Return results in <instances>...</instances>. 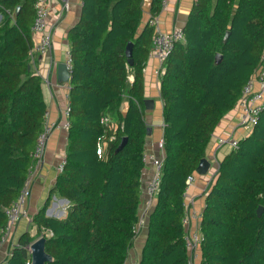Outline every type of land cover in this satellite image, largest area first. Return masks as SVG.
<instances>
[{"label": "trees", "instance_id": "16d2710c", "mask_svg": "<svg viewBox=\"0 0 264 264\" xmlns=\"http://www.w3.org/2000/svg\"><path fill=\"white\" fill-rule=\"evenodd\" d=\"M35 2L0 0V241L5 209L35 165L47 112L42 77L31 69L29 56ZM143 2L83 0L80 19L69 30L66 164L52 193L66 198L70 208L61 218L46 216L45 208L33 217L38 237L47 238L46 251L53 257L48 264H126L133 247L146 169L144 66L154 35L149 23L140 29ZM160 10L161 0H152V16ZM183 30L185 41L163 64L165 159L138 264H191L183 224L187 180L206 157L221 119L261 69L264 0H197ZM130 42L133 64L126 55ZM105 115L114 120L112 126L102 123ZM104 135L108 142L100 156L97 145ZM124 136L128 140L118 151ZM260 206L264 208V110L253 130L220 162L207 191L199 264H264ZM46 230L52 234H43ZM34 240L23 234L7 264H27Z\"/></svg>", "mask_w": 264, "mask_h": 264}, {"label": "crops", "instance_id": "0c3cea01", "mask_svg": "<svg viewBox=\"0 0 264 264\" xmlns=\"http://www.w3.org/2000/svg\"><path fill=\"white\" fill-rule=\"evenodd\" d=\"M194 0H170L166 9L159 12V27L164 32H172L186 26L189 16L195 5ZM152 0H144V16L141 23V30L144 29L151 12ZM83 0H70V8L60 15L63 4L62 0L49 1L48 23L52 33V47L46 53L36 54L31 63L34 73L42 77L43 93L47 104L48 120L55 124V129L49 137L44 159L38 167L33 178L31 195L26 205L25 214L19 219L10 234L7 242L0 247V261L9 257L12 249L18 244L20 237L29 233L32 238H38L39 231L33 223L34 215L42 208L46 209V216L61 218L64 217L70 208V202L58 193H52L59 172L57 166L66 157L68 144V129L64 127L66 122L65 109L69 105L70 81L62 82L58 76V64L68 62L70 43L68 40L69 30L76 25L81 16ZM164 65L156 57H148L144 66V97L152 102L144 104V114L147 125L152 127L150 135L146 138V150L159 154L158 142L163 139V99L161 97V77L164 72ZM133 79V75H131ZM256 89L260 88L257 81ZM128 101H124L122 111L125 112ZM239 118V109L235 107L228 112L220 121L212 134V139L206 150V157L211 161L208 172L204 175L195 173V180L185 195V203L202 212L205 206L207 191L214 181L220 162L232 150L229 145L217 147V137L229 136L236 127ZM247 135L243 129H236L234 136L239 139ZM145 150V151H146ZM153 170L146 167L142 174V194L139 207V226L136 232L133 247L130 249L126 264L139 262L143 247L148 235L149 216L154 204L147 213L144 198L145 186L150 179ZM196 228V223L191 222L188 226L190 231ZM192 264V262H191ZM194 264H199L198 259Z\"/></svg>", "mask_w": 264, "mask_h": 264}, {"label": "built area", "instance_id": "2783aa9c", "mask_svg": "<svg viewBox=\"0 0 264 264\" xmlns=\"http://www.w3.org/2000/svg\"><path fill=\"white\" fill-rule=\"evenodd\" d=\"M49 1L50 0H36L35 2V16L32 24V37H33V47L30 50L29 56L30 61H33L36 54L46 53L52 47V33L51 27L48 23V13H49ZM197 1V0H194ZM170 0H161V9H166L169 5ZM63 8L60 13L62 15L64 11L70 8V0H62ZM159 14L149 18L148 22L152 27H154V35L152 48L150 50V57H156L160 63L163 65L164 62L170 57L175 46L179 42L185 41V32L182 28L176 29L172 32H164L159 27ZM69 60L67 63L68 68L71 70V58L70 51L68 52ZM130 81L133 79L130 76ZM260 83V88L256 89V82ZM237 109H239V118L236 127L232 133L227 137H217L216 144L217 147H222L224 145H229L231 149L236 148L238 145V139L234 136L235 130L240 128L250 133L254 126L258 123L260 114L264 110V55L262 58L260 71L250 78L244 85L242 90V95L238 101ZM66 122L64 123L65 128H69V115L70 106L68 105L65 109ZM102 123L105 125L111 124L114 121L110 115H105L102 117ZM113 124V123H112ZM112 124L110 126H112ZM55 129V124L48 120V112L45 113V122L43 129L38 135L37 143L34 151V158L36 160L35 165L31 168L29 175L18 193L16 199L11 203L9 207L5 209L7 216V222L5 227L2 228L1 234L2 238L0 241V247L4 245L10 234L12 233L15 225L19 219L25 214L26 205L31 195V188L33 178L36 174L38 167L42 164L47 143L50 135ZM115 136H110L109 140H114ZM108 139L105 135L99 138L97 145V153L101 156L104 152V148L107 145ZM159 154L156 152L146 150L143 154V162L146 167H151L153 170L152 175L145 186V198L144 213H147L151 206L156 202V199L160 190L161 177L163 172V163L165 159V148L164 141L161 139L158 142ZM66 164V158H63L58 166V172H62ZM194 175L190 176L187 180V188L185 191L188 192L190 186L194 182ZM202 213L195 209L194 207H189L188 203H185V214L183 217V224L185 226V240L186 245L189 250L190 262H195L200 257L199 245L202 241V233L200 230ZM140 218L135 226V231L137 232L139 226ZM191 222L196 223V228L193 231L188 229ZM44 232V233H43ZM42 233L50 236L52 233L49 230L43 231ZM42 234V235H43ZM10 256V254H9ZM7 259L0 261V264H7ZM27 264H31V256L27 261ZM128 264H138L137 262H129Z\"/></svg>", "mask_w": 264, "mask_h": 264}, {"label": "water", "instance_id": "95a60500", "mask_svg": "<svg viewBox=\"0 0 264 264\" xmlns=\"http://www.w3.org/2000/svg\"><path fill=\"white\" fill-rule=\"evenodd\" d=\"M19 8L20 7H18V10ZM229 34H230V31L226 33L225 40H227ZM132 54H133V43L130 42L128 43L126 47V55L128 57V61L130 64H133ZM221 60H222V55L217 54L216 61L220 62ZM70 75H71V70L68 68L67 63L66 62L59 63L58 64L59 80L62 82H67L70 80ZM149 102H152V101L150 99L145 100L146 104H148ZM151 130H152V127L147 125V135H150ZM127 140H128L127 136H124L122 138L121 143L119 144L118 149H117L118 151L121 150L125 146ZM210 166H211V161L207 157H204L200 161V164L198 165L196 172L201 175H204L208 172V170L210 169ZM263 210H264L263 206H260L258 208L257 212L259 216H261ZM46 240L47 238L45 236H39L34 241H32V243L28 246V250L31 256V264H48L49 262L53 260L52 255H50L46 251Z\"/></svg>", "mask_w": 264, "mask_h": 264}]
</instances>
